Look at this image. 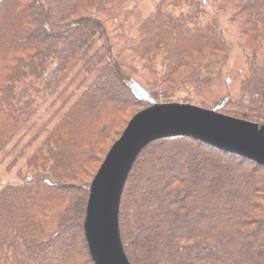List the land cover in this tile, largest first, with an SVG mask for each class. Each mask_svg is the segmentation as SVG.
<instances>
[{
  "label": "trees",
  "instance_id": "16d2710c",
  "mask_svg": "<svg viewBox=\"0 0 264 264\" xmlns=\"http://www.w3.org/2000/svg\"><path fill=\"white\" fill-rule=\"evenodd\" d=\"M132 1L0 0V156L48 114L14 161L20 183L0 190V264H94L85 177L147 104L127 83L212 85L232 48L218 18L237 24L248 58L225 109L264 125V0H159L125 38L115 21ZM119 225L131 264H264V167L192 138L154 142L129 175Z\"/></svg>",
  "mask_w": 264,
  "mask_h": 264
},
{
  "label": "water",
  "instance_id": "95a60500",
  "mask_svg": "<svg viewBox=\"0 0 264 264\" xmlns=\"http://www.w3.org/2000/svg\"><path fill=\"white\" fill-rule=\"evenodd\" d=\"M127 84L149 106L131 120L91 184L84 231L94 264H130L120 242L121 200L138 157L152 143L192 138L264 167V125L220 113L227 99L212 110L188 103L162 104L139 82Z\"/></svg>",
  "mask_w": 264,
  "mask_h": 264
},
{
  "label": "rangeland",
  "instance_id": "374dc122",
  "mask_svg": "<svg viewBox=\"0 0 264 264\" xmlns=\"http://www.w3.org/2000/svg\"><path fill=\"white\" fill-rule=\"evenodd\" d=\"M159 0H133L123 11L121 16L115 21V24L119 26V33L125 38H133L136 35L138 27L140 23L153 11L154 7L158 3ZM210 8V1L211 0H204ZM218 14H204L202 16V20L204 18L210 20L215 18L214 16ZM219 23L222 24L221 26L224 28V37L231 45V51L228 54V61L227 65L218 79L214 81L212 85H206L203 87H185L181 88L180 90H166L164 86H160L156 84L157 87L155 88H148V92L150 95L159 103L162 104H169V103H178V104H191L193 106L201 107L204 109L212 110L214 109L222 100L226 99L227 97H237L240 94V84L244 74L247 70V55L242 51L241 48L238 47V38L235 34V27L237 26L236 23H228L226 22L225 18H218ZM223 21V22H222ZM107 28L109 33L112 32L114 34L115 30L110 23H107ZM115 35V34H114ZM116 44L122 42L120 37H116L114 40ZM139 66V65H138ZM147 78L152 81V83L156 82L157 76L154 74H146ZM74 87V86H73ZM114 100L116 102H121L126 99L123 91L120 89H114ZM142 107H138L136 110H139V113L144 111L147 108V104L141 103ZM227 104L220 110V113L230 116L228 114V110L225 109ZM46 109V108H45ZM229 109V108H228ZM138 114V113H137ZM136 114V115H137ZM41 117L36 120L33 119L31 125L36 124L34 129L30 131V129H26L21 131L15 138V140L8 146L6 149V154L10 152V154L6 157L5 154L0 156V190L9 185V184H18L20 183L19 179V172L20 170H24L21 161L14 165L15 159L20 156L21 152L25 149L24 147L27 145L28 142L32 138L35 137V134L38 132V129L42 124L47 120L48 114L41 112ZM136 115H127L129 117L126 118L124 124L121 125V134L120 136L115 138V142L110 146L107 150L105 155L101 159V163L97 164L93 167V174L92 177H85L86 182L89 184L92 183L95 175L99 172L107 154L110 152L111 148L114 144L119 141L122 137V134L128 127L131 120ZM261 125V124H260ZM42 136L38 140L37 143L42 142ZM30 152V150H28ZM14 165V166H13ZM120 229V225H119ZM121 236V232H120ZM121 247L123 246V253L125 252V245L121 239ZM126 253H124L125 255ZM127 257V255H126ZM129 260V259H128ZM130 262V261H129ZM131 264V263H130Z\"/></svg>",
  "mask_w": 264,
  "mask_h": 264
}]
</instances>
